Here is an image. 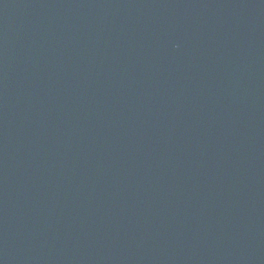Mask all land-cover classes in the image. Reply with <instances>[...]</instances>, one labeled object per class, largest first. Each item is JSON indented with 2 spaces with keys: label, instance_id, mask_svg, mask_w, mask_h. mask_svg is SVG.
Masks as SVG:
<instances>
[{
  "label": "water",
  "instance_id": "water-1",
  "mask_svg": "<svg viewBox=\"0 0 264 264\" xmlns=\"http://www.w3.org/2000/svg\"><path fill=\"white\" fill-rule=\"evenodd\" d=\"M0 264H264V0H0Z\"/></svg>",
  "mask_w": 264,
  "mask_h": 264
}]
</instances>
